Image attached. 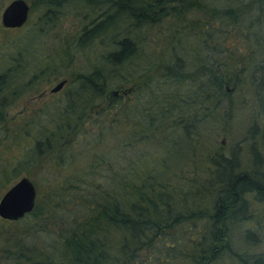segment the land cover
<instances>
[{"label":"trees","instance_id":"16d2710c","mask_svg":"<svg viewBox=\"0 0 264 264\" xmlns=\"http://www.w3.org/2000/svg\"><path fill=\"white\" fill-rule=\"evenodd\" d=\"M73 1L93 15L47 45ZM35 9L0 53V195L23 171L41 174L33 209L0 216V264H264L248 249L257 231L238 229L250 201L264 203V172L239 169L234 154L210 157L204 177L166 163L228 93L223 83H250L264 110V0H31ZM229 34H253L260 57L247 41L246 53L226 47ZM180 37L196 40L195 71L175 50ZM88 48L84 62L76 57ZM139 64L144 72L131 74ZM68 67L44 114L9 121L15 97ZM110 86L121 92L103 105ZM251 131L264 146V117ZM251 150L258 157L255 142Z\"/></svg>","mask_w":264,"mask_h":264},{"label":"rangeland","instance_id":"374dc122","mask_svg":"<svg viewBox=\"0 0 264 264\" xmlns=\"http://www.w3.org/2000/svg\"><path fill=\"white\" fill-rule=\"evenodd\" d=\"M8 1L9 0H0V53H3V50L7 46L6 40L15 37L17 34L16 28L12 27L11 30H7L6 28L9 27H5L1 22V11ZM26 1L29 3V16L27 19L29 23L36 18L38 10L35 9L30 12L31 0ZM91 15H93V10L89 6H84L83 8L77 7L75 6L74 1L67 4L65 6V14L60 17L57 24L48 27L47 31L44 33V39H46L47 45L52 42L62 41L65 35L70 37L77 29H79L83 21L82 19L84 17L88 18ZM261 35H264V32ZM153 36L155 35L153 34ZM241 36L242 35L239 34V37L237 38L236 36L229 34L224 45L228 48L237 46L240 53H246V41L253 44L256 49L259 48L258 41L253 34L249 35V40L251 41H245ZM179 40L180 41H177L176 46L182 43L185 44V48L182 50L176 48L175 50L177 54L184 59L186 66L185 70L195 71V66L201 56V53L195 49V46L197 45L196 40L191 37L183 38V40L180 37ZM188 41H190L189 44L187 43ZM170 43L174 44V40ZM214 43L215 41L212 40L210 45ZM262 43L264 44V38ZM159 45L160 44H157L155 46L158 47ZM148 50H150V48H148ZM202 50L207 52V48H203ZM92 51V48H88V50L83 49V51L78 50L76 52V57L81 60H86L87 55L90 56ZM258 53L259 49H257L255 54L257 57H260ZM225 54L226 52H218L216 50L213 57L216 60H222L225 57ZM136 67V70L131 74H137L140 76L145 68L143 67V64H139ZM71 69L72 67H68L64 69L62 73H59L56 78L41 81L37 90L26 91L21 93L20 96L15 97L7 109V117L9 121L16 122L21 121L24 118L34 117L35 114H44L46 105L58 99V97L65 92L67 82L64 77L69 74ZM130 69L131 67L122 69V72L125 73L128 78L126 79L127 81H123L120 89L127 88L129 91L133 88L132 81L129 80V78L132 77L128 71ZM61 79H65V83L62 87L57 91H51V87ZM223 86L228 93L220 96L215 107L206 108L208 115L206 118L196 123L195 129L192 130L188 136L189 142L185 143V141L181 139L180 141L182 143L167 153L166 163H169L171 167L173 166L175 168L182 165V169H186V174H191V176L198 174L204 177L205 173L209 169L211 170V167L208 165L209 162H207L210 157L218 158L220 154H223L224 156H231L234 154L240 166L239 169L257 168L264 172V146L260 144L258 135L255 136V132L251 131L253 123L261 122L264 117V110H261L257 97L258 95L255 94L253 85L250 83L234 85L225 82L223 83ZM115 88L116 86H110L108 88L105 93V98L102 100L103 105L107 103L112 94H115L113 92V90H116ZM119 92L121 91L118 90L117 93ZM263 93L264 86L263 89L260 90L259 95H263ZM126 94L129 93L126 92ZM205 105L206 104H204V106ZM252 142H255V148L258 149V157L254 156V153L251 150ZM39 171L40 169L38 166L31 168V172L23 171L16 178L11 180L7 187L22 175H27L32 181H34L41 175ZM4 190L1 191V194ZM248 212H251L252 214L249 215L247 221H243L239 224L238 229L242 231L243 229L250 228L257 231V242L249 244L248 249L251 252L256 251L258 253H264V203L251 200ZM236 231L237 230L235 229V232ZM241 233L238 234L239 238L241 237ZM239 238L236 241V245L244 244L245 242L243 238Z\"/></svg>","mask_w":264,"mask_h":264},{"label":"water","instance_id":"95a60500","mask_svg":"<svg viewBox=\"0 0 264 264\" xmlns=\"http://www.w3.org/2000/svg\"><path fill=\"white\" fill-rule=\"evenodd\" d=\"M29 16V3L26 0H9L1 11V22L5 27H19ZM65 79L59 80L51 91L59 90ZM116 94L117 91L113 90ZM36 187L27 176L22 175L10 184L0 196V216L15 220L31 211L35 205Z\"/></svg>","mask_w":264,"mask_h":264}]
</instances>
